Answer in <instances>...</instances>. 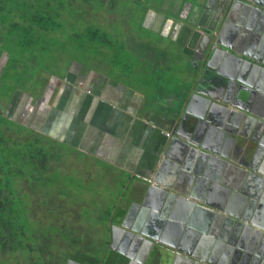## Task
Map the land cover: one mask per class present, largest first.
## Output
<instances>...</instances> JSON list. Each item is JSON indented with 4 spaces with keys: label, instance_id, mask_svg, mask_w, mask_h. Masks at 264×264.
<instances>
[{
    "label": "crops",
    "instance_id": "1",
    "mask_svg": "<svg viewBox=\"0 0 264 264\" xmlns=\"http://www.w3.org/2000/svg\"><path fill=\"white\" fill-rule=\"evenodd\" d=\"M54 1L58 3L59 0ZM95 2L88 0L80 5L81 9L89 13L88 19L91 23L96 18L99 20L97 24L92 23V26H98L101 31L95 27L90 28L104 35L101 46L107 35L99 26L104 21V12L111 13L110 16L114 18L120 12L125 30L131 31L129 18L133 17L134 9L138 11L141 5L139 16H136L140 28L152 35L181 44L184 47L185 56L191 61L193 69L197 71L198 57L194 56L196 54L194 52L200 48L205 32H210L208 29L214 28L216 24L215 17H212L215 9L214 0H205L202 4L192 0H133L132 6L119 0H99V4H94ZM73 3L75 4L74 0L68 1L67 5L64 2L59 10H73L70 9ZM93 6L95 10L92 9ZM236 16L239 17V14ZM81 69L82 66L78 63L70 67L66 80L61 82L60 90H57V95L53 99L49 94L51 88L43 99L34 102L33 105L29 95L17 94L8 108L6 116L8 121L31 127L42 137L61 142L96 162L120 171L122 181H125L122 189L126 191V194L130 189L129 197L121 201L117 207L122 219L132 205L138 203L141 207L133 208L131 226L142 231L149 224L160 227L161 234H153L152 241L164 245L182 244L185 253L180 255L184 261H188V255L206 260L210 264H217L225 260L226 256L229 262L227 264H253L255 258L264 260V234L259 236L254 232L264 229L263 136L252 140L254 134L251 130L245 128L244 130L243 125H240L237 127L238 138L230 146V150L225 152V143L221 148L215 146L216 139L219 137L218 129H205L202 132L203 147L210 146L214 151L227 155L229 159H233L234 149L239 147L245 138L249 142L242 155L245 157V162L255 168L254 171L246 168L229 172L223 164L224 167L220 173L219 162H214L210 158L204 160L201 154H195L197 161L193 159V162L196 161L194 162L195 171L199 167L197 162L200 164L203 162L205 168L210 169L209 175L213 179L218 181L226 179L230 187L239 186L237 193L233 192L234 196H229V199L221 195L210 197L203 194L201 181H198V177H194L195 181H191V173L189 177L179 181V177H174L176 164L167 163L159 178L160 184H153L155 188L146 187L141 197L135 200L134 191L142 187L144 180L152 179L153 171L159 169L170 140L167 134L174 132L177 119L186 107L192 91L183 96L178 109L175 104L176 96L172 97L169 89L167 90L169 95L166 93V96H161L162 102L151 103L142 93L127 84L114 82L90 71L88 74L81 75ZM208 81V77L203 78V87L208 85ZM47 98H49L48 101ZM256 100L253 111L264 117V96L258 95ZM20 101L25 104L18 108ZM198 111L196 108L191 109L193 113ZM194 121L197 123V118ZM241 132L243 136L240 135ZM171 196L177 198V201L173 200L176 207L168 205ZM155 210L161 214L160 221H156L150 214ZM222 210L230 217L242 221L244 230L240 231L241 237L235 240L234 246L224 244L220 234L225 231L227 234L230 231L233 233L232 229L236 232L237 223L227 218L229 222L224 220L227 224L226 229L220 232L216 230L219 223L215 212ZM168 211L169 213L175 211L177 218L179 216L185 219L183 221L186 224L180 233L177 232L179 230L170 228V224L176 223L177 220L164 217ZM189 224L191 228H188ZM249 229L252 231L250 232ZM219 245L222 246L219 247ZM229 246L234 252L232 255H226L227 251L225 254V249ZM163 250L160 246L159 255L156 256L160 259L159 264H170L168 259L173 256L164 253ZM236 250L240 252L238 256H234Z\"/></svg>",
    "mask_w": 264,
    "mask_h": 264
},
{
    "label": "rangeland",
    "instance_id": "2",
    "mask_svg": "<svg viewBox=\"0 0 264 264\" xmlns=\"http://www.w3.org/2000/svg\"><path fill=\"white\" fill-rule=\"evenodd\" d=\"M47 1L58 11L55 14H59L62 27L59 31L55 28L47 43L25 49L17 41L22 33L5 31L0 20V129L5 140L22 142L25 137L40 135L31 127L7 121L13 97L29 95L33 105L51 88L50 98H55L67 71L76 63L82 66L81 75L90 71L127 84L151 103L162 102L161 96H166L169 89L172 97L176 96L178 108L183 96L193 90L198 71L185 56L184 47L142 30L136 19L141 5L129 18L131 31L125 30L120 12L116 18L104 12L99 26L107 35L101 46L102 36L91 37L90 28L99 29L92 26L99 20L91 23L89 13L81 9L88 0H74L70 7L73 10L66 11L58 10L54 0ZM61 1L67 5L70 0L58 3ZM93 1L99 4V0ZM121 1L132 6L133 0ZM23 104L20 101L18 108ZM38 146L43 156L51 158L48 170L39 174L40 183L33 185L25 172L23 181L15 184L33 249L0 254V264H65L69 259L84 258L86 252L101 256L108 242L110 220L120 202L129 197L130 189L127 194L122 189L125 181L121 172L61 142L44 139ZM75 254L77 258H73Z\"/></svg>",
    "mask_w": 264,
    "mask_h": 264
},
{
    "label": "water",
    "instance_id": "3",
    "mask_svg": "<svg viewBox=\"0 0 264 264\" xmlns=\"http://www.w3.org/2000/svg\"><path fill=\"white\" fill-rule=\"evenodd\" d=\"M204 1L192 0V2L201 4ZM214 8L212 17H215V27L208 29L210 32H205L200 48L197 49L200 54L197 58V83L191 92L186 107L177 119L174 137L169 140L166 146L159 169L153 171L152 179L144 180L142 187L134 191L135 200L141 197L146 187L155 188L153 184H160L159 178L167 163L176 164L174 177H179V181L189 177V173H191V181H195L194 177H198V181L202 183L203 194L210 197L221 195L225 199L234 196L233 192L237 193L239 186L230 187L226 179L223 181L213 179L209 175L210 169H206L203 162H201L202 164L197 162L199 167L196 171L194 170L196 168V166L194 168V162L197 161L195 154H201L200 156L204 160L210 158L214 162H219V165L221 164L220 173L224 165H226L225 167L229 172L246 168L251 171L255 170L251 164L245 162V157L242 155L249 144L246 138L242 139L243 142L234 149L233 159H229L227 155L214 151L210 146L203 147L201 137H203L202 132L205 129H218L219 137L216 139L215 146L221 148L225 143V152L230 150V146L238 138L237 127L240 125H243V129L251 130V133L254 134L252 140H256L258 137L261 138V136L264 138V117L255 114L253 111L257 96H264V0H214ZM238 14L239 17L236 16ZM205 77H208L209 81L208 85L203 87L202 83ZM193 107L199 111L197 113L191 112ZM191 116L197 118V123ZM240 135L243 136V132ZM173 152L177 155H173ZM193 159L196 161L193 162ZM173 200L177 201V198L170 197L168 204L170 207H176ZM194 205L198 206L197 204ZM143 206H146L145 201ZM139 207L141 206L138 203L132 205L125 217L121 219L122 224L120 227L117 225L112 226L115 211L109 225L114 243L119 232L122 238L129 240L127 243L122 244L123 249L129 250V252L143 245L144 248L152 245V248L163 247V252L168 255L181 257L180 253H185L182 244L164 245L152 241L153 234H161L162 229L160 227L149 224L142 231L128 224V221L131 223L133 218V208L137 209ZM168 213L169 211L166 216L164 214V217L173 218L172 220L177 218L175 211ZM215 213L219 223L216 230H219V232L226 229L227 224L224 220H229L227 218H231V221L237 223L238 227L242 226V221L230 217L223 210ZM150 214L156 221H160L161 214L158 213V210ZM221 220L224 222H220ZM176 223H171L170 228L179 230L177 232L180 233L184 229V224L179 221ZM140 224H144V222H140ZM191 227V225L188 226V228ZM249 230L252 231V229ZM258 230L254 231L256 235L264 234V229ZM235 236V239L231 238L233 241H229L228 238L222 236V242L234 246L233 242L236 243L238 233ZM221 246L219 245V247ZM113 250L132 260L130 254L128 255L125 250L112 248ZM145 252H147V249ZM188 256L187 260L191 264H210L206 260ZM168 260L170 261V259ZM253 264H264V260L255 258Z\"/></svg>",
    "mask_w": 264,
    "mask_h": 264
},
{
    "label": "trees",
    "instance_id": "4",
    "mask_svg": "<svg viewBox=\"0 0 264 264\" xmlns=\"http://www.w3.org/2000/svg\"><path fill=\"white\" fill-rule=\"evenodd\" d=\"M56 4L59 10L64 2ZM57 12L47 0H0L2 28L5 31H13L12 33L14 31L22 33L17 41L25 49L49 42L50 36L55 34V28H58V31L62 30L59 14H55ZM99 35L98 30L95 29L91 33L93 38ZM101 36L104 38V35ZM44 139L47 138L35 134L25 137L23 139L25 144L23 141H7L3 138L0 129L1 255L15 254L24 250L32 252L33 248L28 240V224L17 201L15 184L18 180L23 181L25 172L30 174L28 179L33 185L40 183L39 174L48 170L51 161V158L43 156L44 152L38 146Z\"/></svg>",
    "mask_w": 264,
    "mask_h": 264
},
{
    "label": "flooded vegetation",
    "instance_id": "5",
    "mask_svg": "<svg viewBox=\"0 0 264 264\" xmlns=\"http://www.w3.org/2000/svg\"><path fill=\"white\" fill-rule=\"evenodd\" d=\"M194 54H195L194 56H196V57L200 56L199 52H194ZM192 119L195 120L194 117H192ZM173 137H174V132L172 134H170V137H168V138L171 139ZM173 155H177V154L175 152H173ZM121 219H122L121 213L116 209V213H115V216L113 218V225L112 226L117 225L118 227H120V225L122 224ZM176 220L179 221L181 224H184V225L186 224V222L183 221L185 219L182 217L178 216V218H176ZM128 224H131V223L128 221ZM235 228L237 229L236 232H234V229H232L233 233H231V231H230L227 234L225 231V232H222L220 235L228 238L229 241H233L231 238H235L236 237L235 234L238 233V235H239L238 237L240 238L241 237L240 231L241 230L243 231L244 227L243 226H240V227L237 226ZM120 234L121 233H119V232L117 233V236H116L117 239L115 238L116 242L114 243V237H113L112 231L109 227L108 228V242H107L101 256H91L90 253H94V252H86V253L82 254L84 256V258H77V257H75L76 256V254H75L73 258H77V259H69L65 262V264H159L160 263V259L157 258L159 255L158 253L160 251L159 247L152 248V245H149V247L144 248V245H143V246L138 247L137 249H134L133 251L129 252V250L123 249V247H122V244H124V242L127 243V241H129V240L124 238V237L122 238ZM220 235H218V236H220ZM230 247L231 246H229V248L225 249V254L227 251L226 255H228V254L232 255L234 253L233 251H231ZM112 248H117L121 251L125 250L128 255L130 254V256L132 257V260L126 258L125 256L121 255L120 253H118L114 250L112 251ZM146 249H147V252H145ZM223 254H224V252H223ZM223 254H221V256H224ZM239 254H240V252L236 250L234 256H238ZM227 262L228 261L225 259L223 261H220L217 264H227ZM170 264H191V263H189L188 261H184L183 258H181V257L173 256L170 258Z\"/></svg>",
    "mask_w": 264,
    "mask_h": 264
},
{
    "label": "built area",
    "instance_id": "6",
    "mask_svg": "<svg viewBox=\"0 0 264 264\" xmlns=\"http://www.w3.org/2000/svg\"><path fill=\"white\" fill-rule=\"evenodd\" d=\"M167 137H170V134H167Z\"/></svg>",
    "mask_w": 264,
    "mask_h": 264
}]
</instances>
